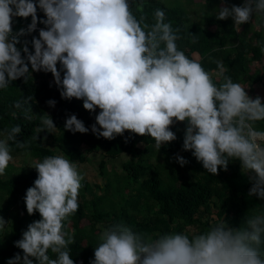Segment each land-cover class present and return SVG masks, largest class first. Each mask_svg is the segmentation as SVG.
<instances>
[{
	"label": "clouds",
	"instance_id": "obj_1",
	"mask_svg": "<svg viewBox=\"0 0 264 264\" xmlns=\"http://www.w3.org/2000/svg\"><path fill=\"white\" fill-rule=\"evenodd\" d=\"M140 12L142 5L134 9L133 0H0V90L19 78L27 83L33 72H50L63 99H81L90 112L100 109L91 126L98 138L111 140L128 131L150 136L158 149L177 139L175 123L186 122L183 150L191 151L212 175L238 160L251 182L248 196L264 201V130L257 127L264 122V97L249 95L248 88L225 74L222 61L209 70L179 48L181 30L166 22L165 10H155L153 23ZM17 17H31V22L14 30ZM229 17L240 31L254 17H264V0L231 6L222 0L216 18ZM38 24L45 26L38 36L22 39ZM30 101L26 96L15 105L28 120L32 107L23 105ZM56 103L47 101L51 107ZM64 127L73 133L90 131L76 114ZM56 128L49 114L41 115L32 139ZM21 132L16 124L0 133V175L14 160L10 142L30 147L31 141L17 139ZM175 160L181 166L189 163L179 154ZM32 167L38 177L24 199L28 214L38 211L40 219L14 242L22 254L7 264H75L69 225L80 207L85 176L64 155L45 156ZM9 222L0 215V231ZM99 241L90 264H264V209L253 210L240 227L223 219L193 234L173 231L152 237L113 223Z\"/></svg>",
	"mask_w": 264,
	"mask_h": 264
},
{
	"label": "trees",
	"instance_id": "obj_2",
	"mask_svg": "<svg viewBox=\"0 0 264 264\" xmlns=\"http://www.w3.org/2000/svg\"><path fill=\"white\" fill-rule=\"evenodd\" d=\"M188 1L189 5L194 3V0ZM215 1L220 4L222 2L208 0V4L213 5ZM226 2L228 6L241 5L243 0ZM137 4L142 5V12L137 14L145 15L148 23L154 22L153 14L156 9L165 10L166 22L181 30V39L177 41L179 48L190 57L200 59L209 70H216L215 61H222L227 70L225 74L234 82L248 88L246 90L249 95L253 98L257 95L264 97V53L261 52L264 47V17H254L253 21H256L258 27L249 30V23H245L240 26V31H237L230 17L219 20L213 12L206 13L203 23H196L188 10L182 6H168L163 0H133L134 9ZM38 15L44 18V13L39 9ZM30 22L31 17L14 18V30H19ZM38 27L34 33L22 39L31 41L32 36H38L39 29L45 26L38 24ZM29 48L34 51L31 43ZM52 76L50 72H33L27 83L24 78H19L6 89L0 90V133L19 124L22 132L18 134L17 139L31 141L30 147L26 149L17 148L10 142L12 153L27 152L38 159L55 155L54 150L46 146L44 136L56 142L61 152L72 161L85 162L88 155L104 149L105 159L100 163L104 174L106 158L115 159L128 154L131 158L124 161L122 167L126 172L125 178L131 179L136 185L122 188L112 186L109 182L106 186H91L87 181H82L84 198L79 196V210L70 217L69 225L70 230L74 232L75 242L69 247L75 264H90L94 259L95 247L100 243V233L113 223L126 224L134 231L152 237L173 231L193 234L203 231L210 223L223 219L233 227H240L253 210L264 209V201L248 196L251 182L248 180V174L241 171L238 160L230 161L227 171L221 167L218 175H212L203 168L202 163L197 161L191 151L183 150L186 122L175 123L172 130L177 139L160 148L161 154H164L168 161L152 164L149 159L140 155V148L136 145L141 143L145 145V149L151 148L155 141L150 136L125 131L123 135L111 140L98 138L91 132V126L96 123L95 117L100 109L90 112L84 109L81 99H63L60 89L54 80H51ZM26 96H31V101L23 107L28 108L31 105V120L24 117L23 109L15 107L16 103L23 101ZM50 99L57 102L55 107L47 104ZM47 114L51 116L57 128L54 133L45 129L38 133V140L32 139L41 124V115ZM71 114H76L90 131L73 133L65 129L66 119ZM257 127L264 130V122H259ZM177 154L184 156L189 163L181 166L175 160ZM10 166L9 163L4 174L11 171ZM4 174L0 175V191L11 197L12 203L19 195L25 197L26 190L33 186L38 177L35 168L19 171L13 176L9 174L5 177ZM116 181L120 182L117 179L115 184ZM112 187V195L119 199L120 205L113 200L111 193H108ZM87 192L92 193V198L85 195ZM121 192L127 196L124 198L120 195ZM152 201L154 204H151ZM23 203L21 208L13 212L11 224L4 231H0V264H7V260L17 252L22 254V250L15 247L14 242L22 238L23 232L31 222L40 219L38 211L29 215L25 199ZM21 210L24 213L20 217Z\"/></svg>",
	"mask_w": 264,
	"mask_h": 264
},
{
	"label": "rangeland",
	"instance_id": "obj_3",
	"mask_svg": "<svg viewBox=\"0 0 264 264\" xmlns=\"http://www.w3.org/2000/svg\"><path fill=\"white\" fill-rule=\"evenodd\" d=\"M163 2L168 6H182L183 8L188 10V13L190 17L193 19L196 23H203V19L205 18L206 13L213 12L216 13L219 10V6L221 5L219 1H215L213 5L208 4V0H194V3L189 5L188 0H163ZM188 7V8H187ZM206 24V23H205ZM249 30H252V28H256L259 25L256 23V21L249 22L248 24ZM264 26V25H263ZM54 77L52 76L51 80ZM99 109V108H98ZM54 110V108L52 109ZM44 141L46 146L50 147L54 150L55 155H64L58 144L54 142L52 139L47 138ZM136 145L140 148V155L142 157H145L150 160L152 164H158V163H166L168 159L164 154H161L160 149L156 148L155 145H153L151 148H146L145 145L141 143H136ZM14 160L13 162H10L11 171L8 174H4L6 177L7 175H16L19 171H28L34 167H32L33 163L35 161H41L42 159H38L35 156H33L30 153L22 152V153H12ZM65 156V155H64ZM104 149H100L97 152H94L90 155H88L87 160L85 162H79V161H73L76 162L79 165L80 172L85 176V181H87L91 186L94 184H98L100 186H106L109 184V182L112 183V186H122V188H125L127 186H136L132 183L131 179L125 178L126 172L123 170L122 164L127 159L131 158L128 154H123L115 159H107L105 160V168L103 169L105 171V174L103 173L102 169H100V163L104 157ZM170 160V159H169ZM123 178V179H122ZM119 180L118 183L115 180ZM114 192V188L112 187L108 193ZM136 191H134V194ZM87 197L92 198V193L87 192L85 194ZM124 198L127 196L124 192H121L120 194ZM79 196L83 197V189H80ZM136 196V195H135ZM84 198V197H83ZM113 200L119 204V199L114 197L112 195ZM24 200L23 195H19L15 202L12 203L11 197H9L6 193H3L0 191V215H2L5 220H9L8 226L12 222V216L13 212L17 210L18 208H21ZM151 204H154L152 201ZM120 205V204H119ZM11 206V207H9ZM24 213L23 210L20 211V217ZM7 226V227H8ZM197 230V229H195Z\"/></svg>",
	"mask_w": 264,
	"mask_h": 264
},
{
	"label": "built area",
	"instance_id": "obj_4",
	"mask_svg": "<svg viewBox=\"0 0 264 264\" xmlns=\"http://www.w3.org/2000/svg\"><path fill=\"white\" fill-rule=\"evenodd\" d=\"M39 27L37 26V29H38Z\"/></svg>",
	"mask_w": 264,
	"mask_h": 264
}]
</instances>
